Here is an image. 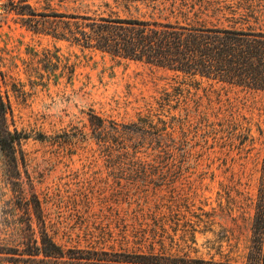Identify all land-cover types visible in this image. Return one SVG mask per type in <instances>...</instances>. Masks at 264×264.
Masks as SVG:
<instances>
[{
	"label": "rangeland",
	"instance_id": "1",
	"mask_svg": "<svg viewBox=\"0 0 264 264\" xmlns=\"http://www.w3.org/2000/svg\"><path fill=\"white\" fill-rule=\"evenodd\" d=\"M4 1L0 132L20 137L13 157L0 149V264H245L264 90L82 46L51 32L65 17L35 29ZM29 1L138 14L114 0ZM231 117L250 120L245 135H229ZM44 234L59 254L39 250Z\"/></svg>",
	"mask_w": 264,
	"mask_h": 264
},
{
	"label": "trees",
	"instance_id": "2",
	"mask_svg": "<svg viewBox=\"0 0 264 264\" xmlns=\"http://www.w3.org/2000/svg\"><path fill=\"white\" fill-rule=\"evenodd\" d=\"M114 1L127 9L133 7L138 14L38 10L29 0H5L2 8L22 15L35 29H46L43 17H65V25L53 26L51 32L82 46L233 86L264 90V0ZM0 112H6L1 98ZM249 123L248 119H227L229 135L235 136L238 130L245 135ZM19 137L15 130L0 132L5 157L14 156ZM244 202L252 208L245 264H264V140L256 192L254 197L245 196ZM39 250L46 255L59 254L61 247L44 234Z\"/></svg>",
	"mask_w": 264,
	"mask_h": 264
}]
</instances>
